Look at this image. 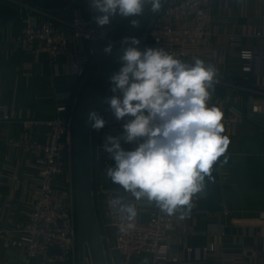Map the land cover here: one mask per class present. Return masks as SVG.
Listing matches in <instances>:
<instances>
[{
  "label": "crops",
  "instance_id": "0c3cea01",
  "mask_svg": "<svg viewBox=\"0 0 264 264\" xmlns=\"http://www.w3.org/2000/svg\"><path fill=\"white\" fill-rule=\"evenodd\" d=\"M87 7V0H0V115L9 116L0 120L1 231L15 230L25 222L38 180L35 157L12 144L24 133L19 121L76 115L84 85L100 58L92 57L85 75L79 76L70 69L67 56L60 57L55 68L46 54L24 52L18 41L23 17L33 15L41 22L43 16L36 9L73 20L85 16ZM210 13L215 36L194 58L214 64L219 80L231 85L220 86L224 97L212 92L208 105L226 115L238 114L241 119L224 125L230 144L213 164L211 177H205L203 191L194 194L190 214L185 215V208L177 209L171 244L174 260L161 264H264V124L248 116L249 106L264 116V63L241 55L247 50L264 57V0H214ZM231 37L240 42L233 44ZM28 136L45 143L49 129L37 127ZM100 157L101 161L94 158L95 183L107 184L120 194L124 204H134L140 220H146L151 211H161L155 202L146 197L137 201L113 184L106 170L114 161L103 150ZM67 187L66 177L60 175L57 191ZM103 205L102 198L95 200L100 223L105 221ZM182 215L185 218L181 219ZM104 232L113 242L114 231L107 228ZM212 244L217 247L215 252L209 250ZM114 258L120 260L117 254ZM134 264L155 263L146 255Z\"/></svg>",
  "mask_w": 264,
  "mask_h": 264
},
{
  "label": "built area",
  "instance_id": "2783aa9c",
  "mask_svg": "<svg viewBox=\"0 0 264 264\" xmlns=\"http://www.w3.org/2000/svg\"><path fill=\"white\" fill-rule=\"evenodd\" d=\"M214 0H163L159 12L153 14L137 38L140 49L158 47L175 57L191 63L192 58L201 55L215 36L212 27L211 6ZM35 11L43 16L23 17V27L18 37L22 50L39 56L46 54L57 68L60 57L70 59V69L79 76L85 75L92 57H102L103 48L112 43L120 31L124 19L116 17L110 25L98 27L93 17L95 13L87 7L85 16L78 15L73 20H65L55 14ZM238 44L237 37H231ZM72 47V50H70ZM252 53L253 61L264 63V57ZM117 67L116 71L119 69ZM217 86L230 87L220 80ZM110 82L103 91L96 111L106 119V126L100 131H92L93 158L101 161L103 139L106 135L122 131L124 121H117L108 111L105 98L110 97ZM212 97H210V100ZM9 116L0 115V120ZM76 115L57 116L52 119L21 120L22 136L12 140V144L32 154L38 167V180L33 188L32 201L25 222L15 230H0V245L12 249L22 256L21 264H92L86 251L84 262H80L77 228L76 203ZM241 119L238 114H223L222 123L231 126ZM49 129L48 141L43 143L29 135L37 127ZM66 177L67 190L58 192L57 178ZM94 202L103 199L104 223H100L101 234L109 264H134L149 255L155 264L171 263L174 260L171 244L174 240L175 214L151 211L146 220H129L119 211V205L110 206L109 201L120 194L107 184L94 182ZM123 202V200H122ZM124 203V202H123ZM114 231L113 242L104 230ZM217 249L215 244L209 248ZM119 255L117 261L114 255ZM2 261L0 264H13Z\"/></svg>",
  "mask_w": 264,
  "mask_h": 264
},
{
  "label": "clouds",
  "instance_id": "9594fccd",
  "mask_svg": "<svg viewBox=\"0 0 264 264\" xmlns=\"http://www.w3.org/2000/svg\"><path fill=\"white\" fill-rule=\"evenodd\" d=\"M87 3L100 28L117 16L139 27L138 17L144 15L145 8L152 14L161 9V0ZM140 43L137 37L121 40L120 67L109 77L113 95L104 103L114 118L124 123L120 135L104 137L102 149L114 161L106 175L137 201L146 197L169 216L179 208H185L187 215L194 207V194L203 191L205 177H211L213 164L230 144L224 135L223 112L208 105L220 83L219 69L199 57L189 63L163 48L140 49ZM112 48L109 43L103 48L104 54L110 55ZM241 55L251 59L252 53L245 50ZM88 124L100 131L107 121L93 110ZM122 144L133 147L125 149ZM109 203L119 205L129 220L136 218L134 204H124L119 197Z\"/></svg>",
  "mask_w": 264,
  "mask_h": 264
},
{
  "label": "water",
  "instance_id": "95a60500",
  "mask_svg": "<svg viewBox=\"0 0 264 264\" xmlns=\"http://www.w3.org/2000/svg\"><path fill=\"white\" fill-rule=\"evenodd\" d=\"M152 15L148 8H145L144 15L138 17L140 20L139 27H132L129 20L125 22L111 43L113 45L112 53L110 55L103 54L77 106L74 136L76 150L77 228L81 263L84 262L87 251L92 264H109L94 202V158L92 129L88 124V115L90 111H96L100 97L109 83V77L120 64L119 56L122 54L121 40L124 37H138ZM213 92L220 97H224L225 94V90L217 85ZM231 104L238 107L234 100H231ZM248 116L264 124V116L254 113L252 106L248 107ZM0 260L5 262H22V256L14 250L0 245Z\"/></svg>",
  "mask_w": 264,
  "mask_h": 264
},
{
  "label": "rangeland",
  "instance_id": "374dc122",
  "mask_svg": "<svg viewBox=\"0 0 264 264\" xmlns=\"http://www.w3.org/2000/svg\"><path fill=\"white\" fill-rule=\"evenodd\" d=\"M126 21H127L126 19L123 20V22H122L121 25H120V26H121L120 28L123 27V25L125 24ZM120 30H121V29H120ZM101 58H102V57H101ZM91 75H92V74H90V76L88 77V79H87V81H86V84H88L89 79L91 78ZM84 86H87V85H84Z\"/></svg>",
  "mask_w": 264,
  "mask_h": 264
},
{
  "label": "trees",
  "instance_id": "16d2710c",
  "mask_svg": "<svg viewBox=\"0 0 264 264\" xmlns=\"http://www.w3.org/2000/svg\"><path fill=\"white\" fill-rule=\"evenodd\" d=\"M162 2H163V0L161 1V4H162ZM151 19V18H150ZM149 22V21H148ZM100 60H101V57L98 59V61L100 62Z\"/></svg>",
  "mask_w": 264,
  "mask_h": 264
}]
</instances>
